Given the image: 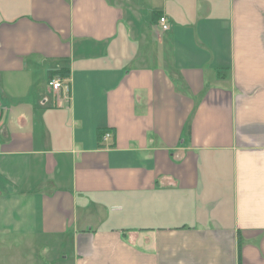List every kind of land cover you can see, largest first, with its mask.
<instances>
[{"label":"crops","instance_id":"crops-1","mask_svg":"<svg viewBox=\"0 0 264 264\" xmlns=\"http://www.w3.org/2000/svg\"><path fill=\"white\" fill-rule=\"evenodd\" d=\"M0 241L264 264V0H0Z\"/></svg>","mask_w":264,"mask_h":264},{"label":"built area","instance_id":"built-area-1","mask_svg":"<svg viewBox=\"0 0 264 264\" xmlns=\"http://www.w3.org/2000/svg\"><path fill=\"white\" fill-rule=\"evenodd\" d=\"M159 23L163 31H168L170 29V23L166 17H161ZM48 85L55 92H60L67 96L71 93L70 83L61 77L54 76L50 78ZM111 138L112 134L108 132L103 136V141H109Z\"/></svg>","mask_w":264,"mask_h":264},{"label":"rangeland","instance_id":"rangeland-1","mask_svg":"<svg viewBox=\"0 0 264 264\" xmlns=\"http://www.w3.org/2000/svg\"><path fill=\"white\" fill-rule=\"evenodd\" d=\"M1 244H2V241H0V256H4V258L5 257H8V255H16V256H19L17 250H14L13 251L10 247L2 246ZM1 264H8V260H5Z\"/></svg>","mask_w":264,"mask_h":264},{"label":"trees","instance_id":"trees-1","mask_svg":"<svg viewBox=\"0 0 264 264\" xmlns=\"http://www.w3.org/2000/svg\"><path fill=\"white\" fill-rule=\"evenodd\" d=\"M54 76H58V77H64L63 72L62 71H57L51 74V78ZM103 133V132H102ZM108 133V132H107ZM106 134V132L104 134H102L103 136ZM101 135V136H102Z\"/></svg>","mask_w":264,"mask_h":264}]
</instances>
